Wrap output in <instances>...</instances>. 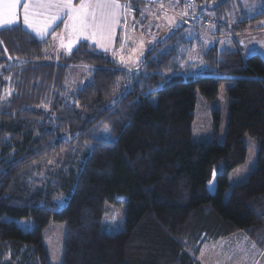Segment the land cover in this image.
<instances>
[{"label": "trees", "instance_id": "trees-1", "mask_svg": "<svg viewBox=\"0 0 264 264\" xmlns=\"http://www.w3.org/2000/svg\"><path fill=\"white\" fill-rule=\"evenodd\" d=\"M202 1L193 2L194 21L204 18ZM206 1L214 3L206 8L215 37L235 0ZM258 17L227 32L235 37ZM184 28L149 49L136 75L85 40L57 55L51 33L39 39L21 24L0 28V92L9 90L0 98V264H50L49 221L66 225L61 264H204L211 245L222 255L241 247L244 264H264V58L215 43L200 54L202 74L169 75L178 49L199 39L185 38ZM70 64L93 68L72 92ZM225 82L224 139L195 142L196 91L213 100ZM214 118L216 127L217 110ZM245 136L257 142L256 166L225 199L228 173L246 159ZM105 202L124 206L115 233L102 229ZM3 215L32 218L34 227L23 231Z\"/></svg>", "mask_w": 264, "mask_h": 264}, {"label": "rangeland", "instance_id": "rangeland-1", "mask_svg": "<svg viewBox=\"0 0 264 264\" xmlns=\"http://www.w3.org/2000/svg\"><path fill=\"white\" fill-rule=\"evenodd\" d=\"M121 5L130 4L131 9H138V13L129 12L130 19L129 24L126 27V30L121 33L119 36V52H117V61L128 71H133L138 73V66L141 64L145 53L151 49L157 42H162L168 38L176 29L180 28L185 24V28L182 31V35L185 38L192 39L194 35L196 36V30L192 28V22H194V17H190L184 9L173 8L170 10L151 6L147 4H133L129 1L118 0ZM238 2V5L236 4ZM214 3L207 2L206 0L200 3L202 12L206 16L205 19L209 20V24H213V12L208 10L206 7H211ZM135 5V6H134ZM240 6V7H239ZM179 8V6H178ZM182 8V7H180ZM264 8V0H235L233 3V10L230 12V16L236 18V12L239 10H244L253 14L258 12L257 10ZM191 9V8H190ZM38 11H43L38 9ZM186 13V14H185ZM18 15L23 17V0L18 8ZM64 16L62 19L56 21V23L49 29L48 34L51 35L49 39L48 46L50 47L51 53L57 55L64 52L63 48L60 45V38L64 36V32L57 34L55 30L61 25ZM42 20V17L38 18ZM200 21H195L200 24ZM214 25V24H213ZM259 25H264V20ZM208 33L213 35V32L209 31L208 25L205 26ZM55 30V31H54ZM260 30V29H259ZM258 31V30H257ZM200 32V31H199ZM202 35L198 41L193 42V46L187 44L186 47L183 46L177 51V68L175 71H169L167 74H191V75H200L202 74V62H201V52L203 49H206L210 46H213L217 43L218 38L210 35H205L201 31ZM225 32H222L220 35H223ZM35 34V33H34ZM46 35V36H47ZM35 36L39 39L36 34ZM44 36L43 38H45ZM53 36V37H52ZM254 41L246 44L244 41L240 44L242 47L250 48L254 45H264V32L258 31L254 35ZM258 39V40H257ZM123 45V48H121ZM219 48H222L219 46ZM122 59H127L122 62ZM122 62V63H121ZM79 65V64H77ZM76 64H70L67 71V80L66 88L68 91L72 92L79 87H82L90 78L93 68L89 65L80 64L78 67ZM229 85V82H225L219 89L217 97L213 100L205 99L200 92L196 91V104L193 110V121H192V139L195 142L200 141H209L213 138H217L220 142L223 141L226 128V117H227V105L228 98L225 93V88ZM9 93L8 89L0 92V98H6ZM122 90L119 89L114 96L111 98L108 106L112 105L120 96ZM151 103H156V95H151L149 97ZM219 112L218 125L215 127V118L214 111ZM244 144L247 148L246 159L238 167L228 173V183L229 187L225 192V199L228 196L229 189L232 185L244 181L248 174L255 168L257 160V142L245 136L243 138ZM215 180L214 177L207 183V188L210 192L214 190ZM117 200H123V196L118 195ZM124 217V206L122 203H111L105 202L103 217L101 221L102 229L108 233H115L122 228ZM2 220L4 221H15L18 226L22 228L23 231H30L34 227V221L32 218L23 217V218H13L8 215H3ZM65 222H56L49 221L47 226L44 229L43 234V243L45 249L49 256L50 264H61L62 259V248L65 235ZM248 252V251H247ZM202 261L204 264H244L245 259L247 258V253L241 247H238L235 255L229 253L222 255L217 249H214V246L211 245V248L202 250ZM253 260L257 257L255 255L251 256ZM257 260L253 264H257Z\"/></svg>", "mask_w": 264, "mask_h": 264}, {"label": "snow or ice", "instance_id": "snow-or-ice-1", "mask_svg": "<svg viewBox=\"0 0 264 264\" xmlns=\"http://www.w3.org/2000/svg\"><path fill=\"white\" fill-rule=\"evenodd\" d=\"M20 4L21 0H0V28H11L19 22ZM186 7H195V5L187 3ZM122 9L128 11L131 5H121L118 0H80L78 5H74L72 0H23L22 23L38 37L43 38L63 15L67 17L64 21L65 29L69 30L76 39L80 37L94 39L100 36L111 40L115 27L120 23ZM40 17L42 20H38ZM74 42L75 40L70 39L65 44L63 37L60 38L61 47L69 52Z\"/></svg>", "mask_w": 264, "mask_h": 264}, {"label": "crops", "instance_id": "crops-1", "mask_svg": "<svg viewBox=\"0 0 264 264\" xmlns=\"http://www.w3.org/2000/svg\"><path fill=\"white\" fill-rule=\"evenodd\" d=\"M72 2H73L74 5H78L80 3V1L78 3H75L74 0H72ZM167 3H168V6L171 9H173V8H177V9H181V10L183 9V8H180V5L177 3L176 0H168ZM236 4L238 5V2ZM178 6H179V8H178ZM40 10H42V9H40ZM232 10H233V8H232ZM184 11L187 12V14H189L190 17H192V18L197 15L196 12L194 11L193 7L191 9H189V10H185L184 9ZM257 11L258 12H255L253 14H249V12H246L244 10H239V11L236 12V15H237L236 18H233L232 15L231 16L228 15L229 17H227V19L225 21L226 22L225 27L221 28L224 31H222L220 29V32L231 31V27L237 22H239V24H240V21L245 19L244 17H247V18L256 17V16H259V17H258V19H255L253 21L245 23L244 26H243L244 28L241 31H239V32L236 31L235 32V37H234V42L232 40H230L225 35H217V36H215L216 38H218L217 44L219 46H221L222 48L237 46L241 50V52H242V54L244 56H248V55L253 54V53H258L264 58V45H254V46H251L249 49L246 48V44H248V43L252 44V42H255L253 35L256 32H258L260 30H261V32H264V25H259V24L262 23V20H264V8H260ZM129 12H133V13L137 14L138 13V9H132V11H129ZM129 12L124 11L122 9V15L120 17V23H119V25H117L115 27L114 33H113V35L111 37V40H109L107 37L101 38L100 36H97L94 39H85L84 37H80L79 39H76L75 36L72 35L70 33V31L66 30L65 27H64V21L67 20L66 16H64L63 21L61 22V25L58 28H56L55 30L58 32L57 34H60V33L64 32L63 39H64L65 43H68V41L70 39H72V40H85V41L90 42L91 44H93L98 50L105 51V48H107L106 52L111 53L112 56L114 57V59L116 61L120 62V60L117 59V52H119V46H118L119 45L118 44L119 43V36H121V33L126 30V27L129 24V19H130ZM202 15L205 17L206 13L204 14L202 12ZM19 18L20 19H19V22L17 24H21L22 26H24L23 23H22L23 17L19 16ZM25 28L28 29L29 31H31L32 33H35L31 29H29L27 27H25ZM207 29L210 32L211 31L214 32V31H216L215 30L216 26L213 25V24H211V25L209 24V28H207ZM201 35H202V33L196 32V36L195 35L194 36L196 38L197 37L200 38ZM205 35H210L211 36V34H205ZM240 41L243 42V43H244V41L246 42L244 47H242V45L240 44ZM61 48H63V47H61ZM125 60H127V59H124L123 61H125ZM77 66L79 67L80 65H77ZM65 86H66V83H65Z\"/></svg>", "mask_w": 264, "mask_h": 264}, {"label": "built area", "instance_id": "built-area-1", "mask_svg": "<svg viewBox=\"0 0 264 264\" xmlns=\"http://www.w3.org/2000/svg\"><path fill=\"white\" fill-rule=\"evenodd\" d=\"M177 3L180 6H183L184 8H190V7H186L187 3H193L194 0H176ZM136 4H147V5H151V6H157V7H161L167 10H170L171 8L168 6V0H135L134 1ZM192 27H194L195 29H198V31H203L204 33H208L205 26L208 25L209 26V20L203 18L200 21V24L197 22H192ZM210 34V33H208ZM224 35H226L228 38L232 39L234 37V34L232 32H225Z\"/></svg>", "mask_w": 264, "mask_h": 264}]
</instances>
